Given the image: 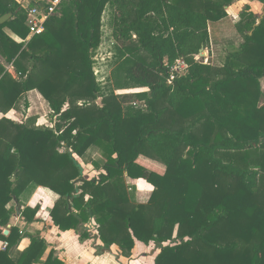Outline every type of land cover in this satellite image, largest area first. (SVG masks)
<instances>
[{"label":"trees","instance_id":"obj_1","mask_svg":"<svg viewBox=\"0 0 264 264\" xmlns=\"http://www.w3.org/2000/svg\"><path fill=\"white\" fill-rule=\"evenodd\" d=\"M110 1L65 2L28 41V9L41 1L23 8L0 0V17L13 15L0 23V111L36 89L54 120L50 127L0 119V227L17 212L36 221L38 206L11 204L44 186L59 195L53 223L87 238L94 222L106 250L118 245L129 257L136 241L154 242L155 264H264V158L246 163L250 152L264 148V14L249 6L241 13L214 66L196 56L212 45L219 22L229 21L226 8L239 0H206L201 7L139 0L134 16L122 14L115 26L124 49L133 46L115 88L148 90L115 95L94 69ZM133 42L150 57L134 53ZM178 58L189 62V71L168 84ZM149 150L165 163L164 173L139 160ZM92 153L101 160L93 161L98 174L90 177L82 162ZM139 179L154 186L146 204L136 200ZM25 237L31 244L21 251ZM1 238L9 247L0 250V264H65L53 248L48 252L39 231L13 225Z\"/></svg>","mask_w":264,"mask_h":264},{"label":"crops","instance_id":"obj_2","mask_svg":"<svg viewBox=\"0 0 264 264\" xmlns=\"http://www.w3.org/2000/svg\"><path fill=\"white\" fill-rule=\"evenodd\" d=\"M31 2V0H29ZM114 2L111 0L110 2ZM120 1V16H116L115 14V21L113 25V34L115 30V26L117 25L118 19L128 12L129 6H133V10L138 4L139 0H119ZM178 1V0H176ZM206 0H183L179 1V3H187L193 5L194 7H201L202 4ZM109 2V3H110ZM108 3V4H109ZM107 4V5H108ZM250 6L251 11L254 14H261L260 11L264 10V4L259 1L254 0H239L234 2L232 5L226 8L227 13L229 15V21L226 24L220 25L219 22L216 37L223 34V30L227 29L226 25L228 23H236L234 21L235 17L240 15L243 11L245 6ZM108 6H106L107 8ZM106 10V9H105ZM119 12V11H118ZM240 18V17H239ZM9 35H11L16 41L21 42L22 39L17 35L13 34L10 29H6ZM221 37V36H220ZM222 36L221 38H223ZM30 36L28 37V41L30 40ZM134 39L136 37L134 36ZM213 45V43H212ZM211 45V46H212ZM210 48L207 47L206 49H202L200 54H207L209 53ZM7 70L11 72V74L15 75V69L12 65H7ZM264 85V84H263ZM23 101L27 100L29 102L28 111L25 110L24 113L20 111H15L14 109L9 110L6 114L0 111V119L4 117H8L13 119L17 122H27L30 119L32 123L35 122L37 126L39 121H47L46 115L40 112V108L43 109H50V114L52 109L49 106L48 101L43 97V95L38 90H31L24 94ZM53 113V112H52ZM19 116L20 118L17 119L13 117L14 115ZM50 116V115H49ZM20 119H22L20 121ZM50 127L53 126V114L50 116ZM151 151V150H150ZM149 151L150 154H152ZM154 153V151H153ZM93 154V153H92ZM155 154V153H154ZM153 155V154H152ZM156 156V154H155ZM157 157V156H156ZM101 160V156L99 153H94L91 158H89L88 162L82 163L84 167L90 168L94 174L97 172L94 169L93 161ZM143 164L147 165L148 167L160 172L164 173L166 170V165L161 161L158 157L157 159L151 158L148 160H140ZM86 167V168H87ZM91 172V173H92ZM98 174V173H97ZM89 176V175H88ZM92 177V176H91ZM154 186L144 179H139L136 184V200L138 203L146 204L149 202L150 197L153 193ZM59 199V195L49 188L44 186H36L31 188L30 190L23 193L20 197V203L13 202L11 207L14 208H22L26 206L30 207H39V211L37 213V220L33 222H26L22 218L19 221L16 220L15 216L20 215L19 212L15 213L13 218L11 219V227L13 225H17L22 228L25 232H33L39 231L42 237L45 238L47 241L49 248L48 252L53 248L56 251L57 256L62 259L65 264H155V258L160 252V248L156 245V243L151 242L150 244L146 245L143 242L136 241L135 248L132 252V255L126 257L122 254L121 249L118 245H112L109 250L104 248L103 242L99 238L96 231H94L93 224H89L88 227L89 236L87 238H82L80 232L76 230H67L63 231L59 229L54 223L51 218V211L54 208L55 203ZM95 224V223H94ZM9 233V232H8ZM31 244V240L28 237H25L21 240L17 249L23 251L29 247Z\"/></svg>","mask_w":264,"mask_h":264},{"label":"rangeland","instance_id":"obj_3","mask_svg":"<svg viewBox=\"0 0 264 264\" xmlns=\"http://www.w3.org/2000/svg\"><path fill=\"white\" fill-rule=\"evenodd\" d=\"M107 6L108 7L104 11L103 18H102L103 26H102L101 44L96 49V51L94 53L95 74L97 75L98 80L101 83V85L103 87L108 88L107 89L108 91L114 90L115 95H120V94H125V93H135V90H133V89H137V88H132V89H116L115 88L116 78L122 76V73H123L121 61L124 59L125 56L131 55V52H133V46H132V49L130 51L124 49L123 43L113 34V25H114V21H115V14H116V16H120V13H121L120 12V9H121L120 8L121 7L120 1L114 0V2L113 1L110 2ZM247 7L248 6L246 5L243 8V11L246 10ZM128 8L129 9H127V10H129L128 13H130V16H134L133 6H129ZM250 10H251V7H250ZM241 13L239 16L237 15L235 17L234 21H232V22L237 23L240 19L239 17H241ZM260 13L261 14H256V15L260 16V15L264 14V10L262 9L260 11ZM60 14H61V10L59 11V13L57 15H60ZM232 25H234V23H228L226 25L227 29H224L223 34L220 35L221 37L224 36L223 38H221L220 36L219 37L217 36V38L213 41V45L209 46L210 51H209L208 55L207 54H199L196 56V58L198 60L204 61V63L212 64L214 66L220 65L222 63L223 55H224V52L226 49V42L232 36L231 30H229V29H231ZM134 41H136V39H134ZM133 43H134L133 44L134 45V53L140 54V56H143L146 59L150 57V55L148 53L138 50V46L136 45L137 43H135V42H133ZM146 90H148V89L141 88L140 91H146ZM263 92H264V85H263ZM24 102H25V100L23 101V99L21 98V100L14 106L13 109L16 112L20 111L22 113H24L25 110L28 111V109L24 105ZM260 103L261 104L264 103V96L260 99ZM40 112L44 113L48 120L47 121H39L38 125L49 126L50 125V123H48L50 121L49 118L53 113L51 112V114H50V109H48V108H46V109L40 108ZM13 117H15L17 119L20 118L16 114ZM21 120L22 119H20V121ZM52 122L54 124V120ZM147 146H148V144L145 145V147H147ZM142 149H143V146H142ZM149 151H147L146 153L142 152L140 157H139V160H141V159L148 160L151 158L157 159V157L155 156L153 151H150L153 155L150 154ZM228 156H230V155L224 156L225 160H230L228 158ZM261 158H264V148L259 149L256 152H250L247 155L248 161H246V163L248 165H253V164L258 163V162L262 163ZM78 160L80 162H82L81 159H78ZM86 167H85V172H87L90 177L97 175L98 171L94 174L93 173L94 171L92 169L90 171L89 170L90 168H88V167L86 168ZM260 169H261L260 171L262 172V178L260 181L259 191H260V194L262 195V197H264V166L261 167ZM92 224L94 227L93 228L94 231H96V225L94 224V222H92L91 225ZM88 227H90V226L88 225ZM175 234H176V232H175Z\"/></svg>","mask_w":264,"mask_h":264},{"label":"built area","instance_id":"obj_4","mask_svg":"<svg viewBox=\"0 0 264 264\" xmlns=\"http://www.w3.org/2000/svg\"><path fill=\"white\" fill-rule=\"evenodd\" d=\"M41 3L28 9L27 14V25L30 29V38L41 34L45 31L46 21L53 15H56L61 10L63 3L74 0H40ZM190 68L189 62L184 58H178L173 65L170 66L167 82L173 84L174 81L185 75ZM135 92H139L141 88L133 89ZM133 104L138 105L137 102ZM141 105L145 106L143 103ZM16 220L19 221L21 216H15ZM11 228V224L6 227H0V250H7L9 247L8 241L1 238V235Z\"/></svg>","mask_w":264,"mask_h":264},{"label":"water","instance_id":"obj_5","mask_svg":"<svg viewBox=\"0 0 264 264\" xmlns=\"http://www.w3.org/2000/svg\"><path fill=\"white\" fill-rule=\"evenodd\" d=\"M18 2L21 3V7L23 8H28L30 6V1L29 0H17ZM12 13H8L2 17H0V23H4L7 20H9L10 18H12ZM9 230L5 231V234H8Z\"/></svg>","mask_w":264,"mask_h":264}]
</instances>
